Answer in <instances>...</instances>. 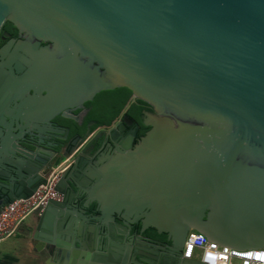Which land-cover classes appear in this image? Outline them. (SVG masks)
<instances>
[{
	"label": "water",
	"instance_id": "1",
	"mask_svg": "<svg viewBox=\"0 0 264 264\" xmlns=\"http://www.w3.org/2000/svg\"><path fill=\"white\" fill-rule=\"evenodd\" d=\"M6 21L26 34L16 65L29 72L0 73V210L63 164L37 230L63 225L88 252L76 264H200L181 256L190 230L264 248V0H0ZM25 80L40 99L28 111ZM122 87L124 112L136 100L155 112L150 129L80 188L66 165L76 137L56 120L77 124L74 111Z\"/></svg>",
	"mask_w": 264,
	"mask_h": 264
},
{
	"label": "flooded vegetation",
	"instance_id": "2",
	"mask_svg": "<svg viewBox=\"0 0 264 264\" xmlns=\"http://www.w3.org/2000/svg\"><path fill=\"white\" fill-rule=\"evenodd\" d=\"M24 40H26V34L24 32H20L18 28L9 21L4 22V24L0 27V73L12 72L18 77L25 72H29V67L25 66V64L21 67H17L16 65L17 57L20 55L26 56L23 51L18 49V42ZM41 45L44 46L46 43L42 42ZM0 78H2V76H0ZM22 88L23 90H26V92H22L20 109L22 111H28L33 109L36 102L40 101V99L34 95L32 83L30 81H23ZM43 95H45V93H43L42 96ZM93 100L90 102H93ZM84 107L85 109L83 110H76L73 112L78 119L77 124L71 120H64L59 117L56 120L62 128L67 127L71 130L72 126L75 125L83 129L80 134H74L76 137L74 146L68 145L65 148L66 153H70V156L72 157L69 161H67L66 165L69 167L71 172L75 173L77 183L80 188H84L85 180L91 178L90 176L96 172L101 164H105L109 157H113L118 153V150L121 149L123 141L132 136L133 133L134 135L132 136L131 148H134L150 129V127L145 126L143 122L148 119L149 114H155L152 108L146 106L147 108L141 113L140 120H137L127 115L128 110L126 112L122 110L109 125L96 127L94 126L95 121L93 120H89L85 124V118L91 111L92 106L84 105ZM124 117H127L130 123L127 125L125 124V127L122 128L121 123L123 122ZM112 134L114 137L111 136ZM81 137H86V140L88 139L87 143L81 142ZM110 141H112L111 144ZM131 227V232H133L140 227V223H133L131 224ZM147 231L143 233L144 237L165 242L164 234L159 236H148L146 235ZM170 264H176L175 259Z\"/></svg>",
	"mask_w": 264,
	"mask_h": 264
},
{
	"label": "built area",
	"instance_id": "3",
	"mask_svg": "<svg viewBox=\"0 0 264 264\" xmlns=\"http://www.w3.org/2000/svg\"><path fill=\"white\" fill-rule=\"evenodd\" d=\"M62 165L55 168L46 182L39 185L29 197L14 200L1 208L0 241L12 236L26 218L40 215L49 200H61L55 185ZM181 256L200 264H264V248L239 250L220 246L193 230L187 233Z\"/></svg>",
	"mask_w": 264,
	"mask_h": 264
},
{
	"label": "crops",
	"instance_id": "4",
	"mask_svg": "<svg viewBox=\"0 0 264 264\" xmlns=\"http://www.w3.org/2000/svg\"><path fill=\"white\" fill-rule=\"evenodd\" d=\"M39 218H26L12 236L0 241V264H76L74 256L88 253L79 245L70 246L59 222H46L37 230Z\"/></svg>",
	"mask_w": 264,
	"mask_h": 264
},
{
	"label": "trees",
	"instance_id": "5",
	"mask_svg": "<svg viewBox=\"0 0 264 264\" xmlns=\"http://www.w3.org/2000/svg\"><path fill=\"white\" fill-rule=\"evenodd\" d=\"M130 97L131 91L124 87L98 93L95 96L93 102H88L85 104L86 106H92L91 111L85 118V124L87 121L93 120L95 121L94 126L96 127L109 125L110 122L121 113ZM146 106L147 105L144 102L136 100L129 107L127 115L140 120L141 113L147 108ZM70 131L71 135H74L80 134L83 129L73 125ZM146 235L151 236L156 235V233L152 229H149Z\"/></svg>",
	"mask_w": 264,
	"mask_h": 264
}]
</instances>
